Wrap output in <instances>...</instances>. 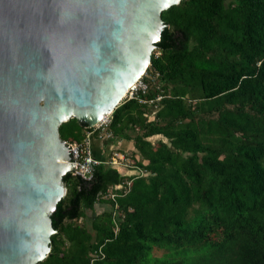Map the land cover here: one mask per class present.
Returning a JSON list of instances; mask_svg holds the SVG:
<instances>
[{
  "label": "trees",
  "instance_id": "trees-1",
  "mask_svg": "<svg viewBox=\"0 0 264 264\" xmlns=\"http://www.w3.org/2000/svg\"><path fill=\"white\" fill-rule=\"evenodd\" d=\"M161 19L173 40L152 52L142 96L161 99L122 101L111 139L59 127L66 144L131 142L137 174L101 164L88 182L67 177L38 264H264V0H181Z\"/></svg>",
  "mask_w": 264,
  "mask_h": 264
},
{
  "label": "water",
  "instance_id": "water-1",
  "mask_svg": "<svg viewBox=\"0 0 264 264\" xmlns=\"http://www.w3.org/2000/svg\"><path fill=\"white\" fill-rule=\"evenodd\" d=\"M181 0H0V264H38L66 213L74 153L59 127L94 128L170 48Z\"/></svg>",
  "mask_w": 264,
  "mask_h": 264
},
{
  "label": "built area",
  "instance_id": "built-area-1",
  "mask_svg": "<svg viewBox=\"0 0 264 264\" xmlns=\"http://www.w3.org/2000/svg\"><path fill=\"white\" fill-rule=\"evenodd\" d=\"M154 54L157 57L159 53L155 52ZM148 84L149 83L144 81L142 77L137 83L133 84V86H131L128 89L123 101L135 99L138 100L139 104L149 105V106H152L153 104L158 102L161 99V97H157L155 99H150V100L142 98V96H145L148 93V89H149ZM110 115H108V117H106L104 120L99 122L94 127V131L96 130L100 131V135L102 139L112 138V134L107 130ZM67 145L70 146L72 152L74 153L73 162L75 163V168L73 174L79 176L82 180L86 182L92 179L95 168L101 164H106L113 167L125 168L129 170L133 168L131 165L132 163L130 158H128L125 154H122L120 152H112L109 158L105 161L96 159L93 156V152H92V132H89L86 135L83 142L72 143ZM126 186H127V190L129 191L130 182H128ZM108 196L115 202V199L118 197V194H109ZM117 209L118 206L115 204L113 210V217L115 223L117 217Z\"/></svg>",
  "mask_w": 264,
  "mask_h": 264
},
{
  "label": "crops",
  "instance_id": "crops-1",
  "mask_svg": "<svg viewBox=\"0 0 264 264\" xmlns=\"http://www.w3.org/2000/svg\"><path fill=\"white\" fill-rule=\"evenodd\" d=\"M133 144L125 140H117L112 145H107L105 141H94L92 139V152L93 156L98 160H107L112 152H120L122 154L128 153L133 150ZM120 172L125 176H133L137 174L135 170H129L125 168H120Z\"/></svg>",
  "mask_w": 264,
  "mask_h": 264
},
{
  "label": "rangeland",
  "instance_id": "rangeland-1",
  "mask_svg": "<svg viewBox=\"0 0 264 264\" xmlns=\"http://www.w3.org/2000/svg\"><path fill=\"white\" fill-rule=\"evenodd\" d=\"M156 139H158V138L151 139V141L154 142ZM103 209H104V208H101V209H100V208L97 207V208H96V213H99V212L103 211ZM96 213H95V214H96ZM91 215H92L91 213H88V216L82 220V222H83L85 225H87V227H89V224H90V221H89V220H90Z\"/></svg>",
  "mask_w": 264,
  "mask_h": 264
},
{
  "label": "bare ground",
  "instance_id": "bare-ground-1",
  "mask_svg": "<svg viewBox=\"0 0 264 264\" xmlns=\"http://www.w3.org/2000/svg\"><path fill=\"white\" fill-rule=\"evenodd\" d=\"M135 84V83H134ZM133 86V85H132Z\"/></svg>",
  "mask_w": 264,
  "mask_h": 264
}]
</instances>
